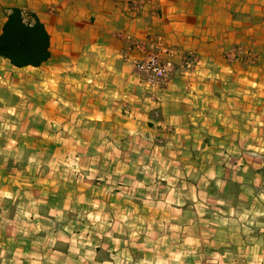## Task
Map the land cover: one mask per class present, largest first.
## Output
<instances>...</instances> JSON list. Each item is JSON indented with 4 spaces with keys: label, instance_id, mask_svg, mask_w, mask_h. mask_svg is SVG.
<instances>
[{
    "label": "crops",
    "instance_id": "1",
    "mask_svg": "<svg viewBox=\"0 0 264 264\" xmlns=\"http://www.w3.org/2000/svg\"><path fill=\"white\" fill-rule=\"evenodd\" d=\"M12 7L44 24L50 56L18 67L0 55V216L11 204L38 232L21 245L27 229L5 222L17 234L3 263L73 261L67 243L56 256L33 252L44 233L96 229L79 218L92 198L88 216L106 214L93 175L156 184L154 199H180L182 213L219 203L206 213L225 218V229L245 217L264 230V0H0V35ZM158 40L174 51L175 69L151 87L135 62ZM76 155L88 175L74 181L59 165Z\"/></svg>",
    "mask_w": 264,
    "mask_h": 264
},
{
    "label": "rangeland",
    "instance_id": "2",
    "mask_svg": "<svg viewBox=\"0 0 264 264\" xmlns=\"http://www.w3.org/2000/svg\"><path fill=\"white\" fill-rule=\"evenodd\" d=\"M81 162L79 155L67 157L59 165V171L65 173L67 169L70 171L67 177L74 181L85 178L88 174ZM96 177L92 176L94 184L99 186V190L105 196L106 214L100 222L92 215L88 216L96 208V198H92L80 203V206L89 208H85L86 211L83 210L85 215L79 217L96 229L81 226V230H73L69 236L64 233L47 236L41 232L45 238L38 239L40 246H35L33 253L56 256L59 253H53L52 249L64 252L61 245L67 243V254L73 258V261L68 260V264H98L97 262L101 260H105L104 264H264V230H257L254 225L246 224V221H242L246 220L245 217H236L229 225L230 229H225L223 223L225 218L218 214L206 213L209 208L207 201H202V205L195 207V214L194 207L190 206L187 209L188 205L186 209L189 212L182 213L180 205L176 204L177 202L180 204V199H154L157 193L151 195V187L156 184L147 185L143 181L130 183L127 179H112L109 175L102 176L104 177L102 179L100 176L97 179ZM138 178L142 176L139 175ZM173 184L177 189L180 188V185L174 182L169 183V187L172 188ZM60 188L63 189L62 186ZM156 188L158 192L161 191L159 185ZM238 189V184H233L232 191ZM260 191L264 192V189L261 188ZM112 193H117L119 201L109 199L108 196ZM101 199L103 198H98ZM211 205L209 209L219 213L218 207L222 205L219 203ZM215 207L217 209H214ZM8 208V212L0 216V264H14L3 263L2 259L7 257L6 255H12L16 249L15 241L13 239L9 241L8 238H15L17 231L13 228L4 230L2 225L5 222L11 223L14 217L27 229L20 234L23 241L21 245L34 240L32 235L38 233L34 226L31 227V224H36V219L33 222L30 215H23L17 219L13 205L8 204ZM152 210L157 213H151ZM253 216L254 218H251L249 215L247 220H256L257 215ZM71 218L77 220L76 213ZM260 218L261 216L259 221ZM41 222L45 228L51 226V223L42 219ZM238 222H244L245 226ZM6 225L8 224H5L7 228ZM53 228L54 226L49 229ZM96 244L99 247L96 248ZM60 260L61 258L58 259Z\"/></svg>",
    "mask_w": 264,
    "mask_h": 264
},
{
    "label": "trees",
    "instance_id": "3",
    "mask_svg": "<svg viewBox=\"0 0 264 264\" xmlns=\"http://www.w3.org/2000/svg\"><path fill=\"white\" fill-rule=\"evenodd\" d=\"M50 36L33 13L12 7L0 35V55L18 67L39 66L50 56Z\"/></svg>",
    "mask_w": 264,
    "mask_h": 264
},
{
    "label": "built area",
    "instance_id": "4",
    "mask_svg": "<svg viewBox=\"0 0 264 264\" xmlns=\"http://www.w3.org/2000/svg\"><path fill=\"white\" fill-rule=\"evenodd\" d=\"M150 50L135 62L136 69L143 73L146 82L151 87H157L163 84L174 72V51L164 46L162 40L152 42ZM242 52L239 47L228 50L227 56L236 58ZM250 54V52H249ZM194 56L188 54L185 56L186 67H191L194 63Z\"/></svg>",
    "mask_w": 264,
    "mask_h": 264
}]
</instances>
